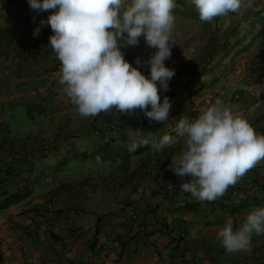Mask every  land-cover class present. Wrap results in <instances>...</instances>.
<instances>
[{"label": "crops", "instance_id": "1", "mask_svg": "<svg viewBox=\"0 0 264 264\" xmlns=\"http://www.w3.org/2000/svg\"><path fill=\"white\" fill-rule=\"evenodd\" d=\"M53 11L36 12L27 0H0V200L26 192L0 210V264H264V234H254L250 249L236 253L226 252L216 236L229 218L235 230L248 212L264 207V160L224 195L200 201L182 191L169 167L183 142L159 152L151 147L217 99L264 134V122L256 119L264 87L245 82L250 91L238 98L240 67L216 65L205 51L195 52L188 38L200 28L192 24L204 21L172 11L165 65L175 75L159 92L161 102L165 96L171 102L168 120L149 122L139 109L82 117L59 83L52 29L40 24ZM122 51L148 74L155 49L143 37ZM136 57L145 64L135 65ZM256 68L255 79L263 81ZM140 140L148 144L130 151ZM188 196L192 204L182 202Z\"/></svg>", "mask_w": 264, "mask_h": 264}, {"label": "clouds", "instance_id": "2", "mask_svg": "<svg viewBox=\"0 0 264 264\" xmlns=\"http://www.w3.org/2000/svg\"><path fill=\"white\" fill-rule=\"evenodd\" d=\"M36 12L53 11L47 21L52 29L49 46L61 62L59 83L63 93L82 117L117 110L130 114L139 109L149 122H165L171 102H161L160 90H168L175 69L167 67L173 43L175 0H27ZM199 19L239 14L256 6V0H189ZM41 28L34 29L38 36ZM143 37L155 49L146 64L148 74L125 59L123 48L137 46ZM134 64L145 61L136 57ZM159 82V88L157 87ZM175 135L164 134L151 144L152 150L183 142L170 170L181 178L182 191L200 201H213L235 186L258 162L264 160V134L217 99L193 120L181 119ZM141 130H136L140 135ZM147 140L133 142L135 151ZM184 178H187L186 180ZM172 187V184H169ZM264 234V207L244 217L234 230L231 218L217 231V239L228 253L246 252L253 235Z\"/></svg>", "mask_w": 264, "mask_h": 264}, {"label": "rangeland", "instance_id": "3", "mask_svg": "<svg viewBox=\"0 0 264 264\" xmlns=\"http://www.w3.org/2000/svg\"><path fill=\"white\" fill-rule=\"evenodd\" d=\"M257 12L260 14L257 15ZM263 17L264 0H256L254 8L244 9L239 14H229L211 22L192 24L195 29L200 28V33L195 30L188 38L189 45L192 44L195 52L205 51L207 56L216 60V65L235 67L236 71L240 67L239 73L244 86L238 88V98L250 91V85H245V82L258 83V87H264V80L258 82L252 71L255 66L264 65ZM256 115L258 121L264 122V103L258 108Z\"/></svg>", "mask_w": 264, "mask_h": 264}, {"label": "trees", "instance_id": "4", "mask_svg": "<svg viewBox=\"0 0 264 264\" xmlns=\"http://www.w3.org/2000/svg\"><path fill=\"white\" fill-rule=\"evenodd\" d=\"M175 7L174 9L172 10L173 12H179V13H182V14H187L188 16H191L193 18H199V13L197 11V9L195 8V6L193 5L192 7L190 6H187V8L185 7V2L184 0H175ZM183 6L184 8H186V10H181L179 9L178 6ZM257 15H259L260 13L257 12L256 13ZM218 17L214 18V19H217ZM264 19V17H263ZM255 71H260L259 74H258V79L259 80H264V65L260 66V67H257ZM174 134V132H173ZM26 196V192L24 193H21V192H16V193H13V194H10L8 195L7 197H4L0 200V210L1 209H4L8 206H10L11 204L13 203H16L22 199H24Z\"/></svg>", "mask_w": 264, "mask_h": 264}, {"label": "built area", "instance_id": "5", "mask_svg": "<svg viewBox=\"0 0 264 264\" xmlns=\"http://www.w3.org/2000/svg\"><path fill=\"white\" fill-rule=\"evenodd\" d=\"M113 128H114V125H110V127H108V129L104 133V139H105V141H107L109 139L110 134H111V130ZM263 193H264V191H263ZM182 202H184L186 204H192L193 203V199H192V197L188 196V197H185Z\"/></svg>", "mask_w": 264, "mask_h": 264}]
</instances>
